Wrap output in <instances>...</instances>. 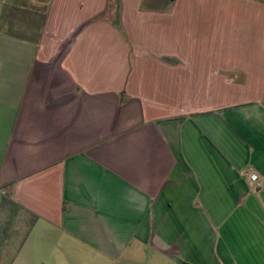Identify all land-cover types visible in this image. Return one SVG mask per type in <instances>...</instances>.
<instances>
[{"label": "crops", "instance_id": "crops-1", "mask_svg": "<svg viewBox=\"0 0 264 264\" xmlns=\"http://www.w3.org/2000/svg\"><path fill=\"white\" fill-rule=\"evenodd\" d=\"M0 203V264H264V0H0Z\"/></svg>", "mask_w": 264, "mask_h": 264}, {"label": "rangeland", "instance_id": "rangeland-1", "mask_svg": "<svg viewBox=\"0 0 264 264\" xmlns=\"http://www.w3.org/2000/svg\"><path fill=\"white\" fill-rule=\"evenodd\" d=\"M10 207L11 206H7V205H4V204L0 203V223L1 222L5 223V221H11L10 215H13V217H15V218L16 217L28 218V220H29L28 222L30 224L31 218L26 216V214L23 211L17 209L16 207H13V210H11ZM29 224H28L27 228H29ZM20 229H16V230L19 231ZM22 231H23V234H24V232L27 231L26 227H25V229L23 228V229L20 230V232H22ZM18 239L19 238H15V241L18 240Z\"/></svg>", "mask_w": 264, "mask_h": 264}, {"label": "trees", "instance_id": "trees-1", "mask_svg": "<svg viewBox=\"0 0 264 264\" xmlns=\"http://www.w3.org/2000/svg\"><path fill=\"white\" fill-rule=\"evenodd\" d=\"M175 1L176 0H161L162 10H164V11L168 10L170 8V6L175 3ZM32 217H33V220L31 219L30 223H33L37 219L36 216H32Z\"/></svg>", "mask_w": 264, "mask_h": 264}, {"label": "built area", "instance_id": "built-area-1", "mask_svg": "<svg viewBox=\"0 0 264 264\" xmlns=\"http://www.w3.org/2000/svg\"><path fill=\"white\" fill-rule=\"evenodd\" d=\"M250 178L252 181L257 182L259 184L260 176L255 172H250Z\"/></svg>", "mask_w": 264, "mask_h": 264}]
</instances>
